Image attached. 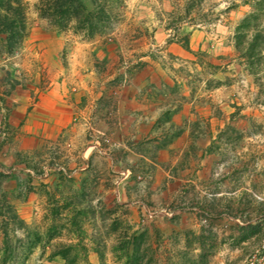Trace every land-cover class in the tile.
<instances>
[{"label": "rangeland", "instance_id": "obj_1", "mask_svg": "<svg viewBox=\"0 0 264 264\" xmlns=\"http://www.w3.org/2000/svg\"><path fill=\"white\" fill-rule=\"evenodd\" d=\"M35 1L0 52V194L41 240L0 264H64L53 245L78 236L90 264L94 247L121 264L108 210L146 233L150 264H247L264 244V80L234 58L246 0H202L210 19L168 29L174 0H121L90 38Z\"/></svg>", "mask_w": 264, "mask_h": 264}, {"label": "trees", "instance_id": "obj_2", "mask_svg": "<svg viewBox=\"0 0 264 264\" xmlns=\"http://www.w3.org/2000/svg\"><path fill=\"white\" fill-rule=\"evenodd\" d=\"M201 1L174 0L170 13L174 14V19L168 22L165 28H173L176 22L183 19L190 23L210 19L208 13L201 12ZM119 2L121 0H91L92 9L88 10L81 0H36L33 7L38 17L53 27L71 30L90 38L99 32L104 20L111 16V8ZM244 3L249 9L236 22L232 32L234 58L259 84L264 80V0H246ZM26 29V13L22 0H0V52H11L19 45L26 34ZM176 41L188 49L186 35ZM14 83L17 81L12 80L11 88ZM87 208L90 210V206ZM89 210L88 212L91 211ZM74 212L70 224L72 226L77 224L80 227L81 217H84L87 210ZM107 212L111 216L109 220L112 229L118 232L110 247L113 257L123 259L121 264H150L146 233L128 230L129 227L123 223L124 220L114 215V211ZM74 217H77V220ZM99 219L104 220L101 212ZM74 220L76 222H73ZM0 228L3 261L12 259L18 251L26 258L41 240L39 232L27 226L3 194H0ZM17 230L23 231V239L16 245L14 243L20 240L15 236ZM79 231L82 233V230ZM53 249L52 254L58 255L64 264H90L86 257V245L80 236L76 238L75 243H57L53 245ZM92 249L98 256L99 264H103V254L99 247Z\"/></svg>", "mask_w": 264, "mask_h": 264}, {"label": "built area", "instance_id": "obj_3", "mask_svg": "<svg viewBox=\"0 0 264 264\" xmlns=\"http://www.w3.org/2000/svg\"><path fill=\"white\" fill-rule=\"evenodd\" d=\"M264 257V244H262L255 253H253L250 258H248L247 264H257Z\"/></svg>", "mask_w": 264, "mask_h": 264}]
</instances>
